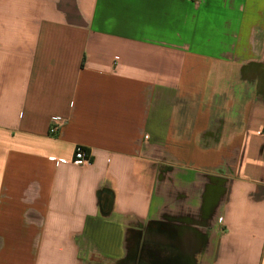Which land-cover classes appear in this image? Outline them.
<instances>
[{
  "label": "crops",
  "instance_id": "0c3cea01",
  "mask_svg": "<svg viewBox=\"0 0 264 264\" xmlns=\"http://www.w3.org/2000/svg\"><path fill=\"white\" fill-rule=\"evenodd\" d=\"M143 251L264 264V0H0V264Z\"/></svg>",
  "mask_w": 264,
  "mask_h": 264
},
{
  "label": "built area",
  "instance_id": "2783aa9c",
  "mask_svg": "<svg viewBox=\"0 0 264 264\" xmlns=\"http://www.w3.org/2000/svg\"><path fill=\"white\" fill-rule=\"evenodd\" d=\"M64 124V119L61 117H54L51 121L49 127V134L51 136H55L61 130ZM55 160V159H53ZM59 162L61 160H58ZM90 163V159L86 153V151L82 147H78L75 153V159L73 160V164L77 166H84Z\"/></svg>",
  "mask_w": 264,
  "mask_h": 264
},
{
  "label": "rangeland",
  "instance_id": "374dc122",
  "mask_svg": "<svg viewBox=\"0 0 264 264\" xmlns=\"http://www.w3.org/2000/svg\"><path fill=\"white\" fill-rule=\"evenodd\" d=\"M201 31V32H200ZM208 35V34H215L214 31H212V29L209 27V24H205L203 28H201V26L199 27V25L196 27V31L191 33L190 38H193L194 36H199V35ZM215 47V42H213L212 47L207 48V49H199L197 47H193V50H203L206 52H210V53H214L216 51Z\"/></svg>",
  "mask_w": 264,
  "mask_h": 264
},
{
  "label": "flooded vegetation",
  "instance_id": "af4514ba",
  "mask_svg": "<svg viewBox=\"0 0 264 264\" xmlns=\"http://www.w3.org/2000/svg\"><path fill=\"white\" fill-rule=\"evenodd\" d=\"M164 258H166V256ZM122 264H156V262L154 263L150 254L143 251L136 259H130Z\"/></svg>",
  "mask_w": 264,
  "mask_h": 264
}]
</instances>
